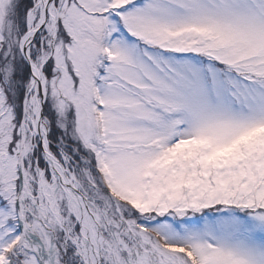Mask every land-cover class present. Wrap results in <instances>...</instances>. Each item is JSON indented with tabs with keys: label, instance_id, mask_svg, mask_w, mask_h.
<instances>
[{
	"label": "snow or ice",
	"instance_id": "snow-or-ice-1",
	"mask_svg": "<svg viewBox=\"0 0 264 264\" xmlns=\"http://www.w3.org/2000/svg\"><path fill=\"white\" fill-rule=\"evenodd\" d=\"M0 264H264V0H0Z\"/></svg>",
	"mask_w": 264,
	"mask_h": 264
}]
</instances>
